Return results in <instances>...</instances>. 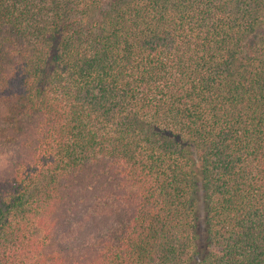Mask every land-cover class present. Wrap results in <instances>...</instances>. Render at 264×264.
Here are the masks:
<instances>
[{"label":"trees","instance_id":"1","mask_svg":"<svg viewBox=\"0 0 264 264\" xmlns=\"http://www.w3.org/2000/svg\"><path fill=\"white\" fill-rule=\"evenodd\" d=\"M0 264H264V0H0Z\"/></svg>","mask_w":264,"mask_h":264}]
</instances>
